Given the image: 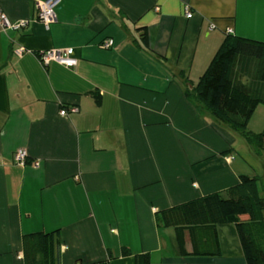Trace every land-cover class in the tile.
Segmentation results:
<instances>
[{"label":"crops","instance_id":"1","mask_svg":"<svg viewBox=\"0 0 264 264\" xmlns=\"http://www.w3.org/2000/svg\"><path fill=\"white\" fill-rule=\"evenodd\" d=\"M36 1L0 0L10 21H27L0 26V264H24L23 236L55 229L60 264H247L233 223L172 225L160 212L226 196L240 175L264 195L247 157L264 146L184 95L227 28L264 42V0H59L48 29ZM66 47L74 67L40 62Z\"/></svg>","mask_w":264,"mask_h":264},{"label":"trees","instance_id":"2","mask_svg":"<svg viewBox=\"0 0 264 264\" xmlns=\"http://www.w3.org/2000/svg\"><path fill=\"white\" fill-rule=\"evenodd\" d=\"M139 30L146 45V30ZM184 95L198 111H206L261 149L264 129L253 132L248 122L264 104V42L226 33L198 80H185ZM259 184L257 176L240 175L226 196L212 193L187 201L161 211V219L187 226L233 223L246 263L264 264V195ZM23 247L24 264H60L59 229L24 235ZM140 263L149 264L148 256L141 255Z\"/></svg>","mask_w":264,"mask_h":264},{"label":"built area","instance_id":"3","mask_svg":"<svg viewBox=\"0 0 264 264\" xmlns=\"http://www.w3.org/2000/svg\"><path fill=\"white\" fill-rule=\"evenodd\" d=\"M59 0H43L36 1L37 8V19L41 22L45 29H48L49 26L56 21L54 7L58 4ZM186 17L190 18L192 16V12L186 7L185 8ZM26 20H19L12 22L8 19V17L0 12V26L2 28H10L13 30L20 29L26 25ZM227 34L232 33L231 28H227L225 30ZM112 39H106L103 41L101 46L103 48H108L112 45ZM21 49L16 50V53L19 55ZM39 60L42 64H47L49 61H55L59 64H62L66 67H74L77 63V59L73 56L72 48H60V49H48L45 51H41L38 54ZM76 110V108H71V111ZM61 116L66 115V110L63 108L59 111ZM27 156V152L25 149L19 148L16 150L14 154V161L18 165H23L25 158Z\"/></svg>","mask_w":264,"mask_h":264},{"label":"rangeland","instance_id":"4","mask_svg":"<svg viewBox=\"0 0 264 264\" xmlns=\"http://www.w3.org/2000/svg\"><path fill=\"white\" fill-rule=\"evenodd\" d=\"M262 106H264V104H260L258 108H261ZM264 108V107H263ZM264 110V109H263ZM260 115V113H255V115H253V122H252V127L253 128H257V129H261L263 127V123L264 121L262 119H264V113H262V117ZM252 118V117H251ZM250 121V120H249ZM262 121V124H261ZM249 123V122H248ZM261 124V125H260ZM263 130V129H262ZM247 157L250 160V162H252L253 164H255L256 166H259L258 168H256L257 173H262L264 174V165L262 164V158L263 157L261 155H257L255 153V151L250 147H248L247 149ZM261 183V182H260ZM259 187H261V184H259ZM261 188H259L260 190ZM260 192L262 193V191L260 190ZM263 194V193H262Z\"/></svg>","mask_w":264,"mask_h":264}]
</instances>
